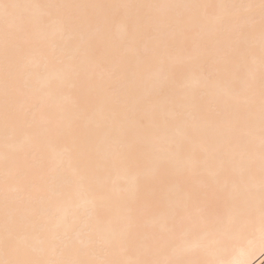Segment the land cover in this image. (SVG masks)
Listing matches in <instances>:
<instances>
[{
  "label": "snow or ice",
  "instance_id": "1",
  "mask_svg": "<svg viewBox=\"0 0 264 264\" xmlns=\"http://www.w3.org/2000/svg\"><path fill=\"white\" fill-rule=\"evenodd\" d=\"M153 8L196 11L188 16L125 11ZM87 9L110 11L96 15ZM117 25L125 34L122 58L138 54L139 82L154 65L169 72L192 63L207 73L193 92L204 87L223 93L212 135L198 122L199 105H192L190 118L183 106L169 110L159 103L169 95L170 76L148 96L126 87L115 103L97 110L105 85L96 71L107 55L100 41ZM175 49L186 61L170 58ZM0 57L4 163L14 168L3 181L0 264H256L257 253L264 257V0L191 5L0 0ZM34 81L43 86L33 87ZM65 95L69 102L58 104L57 97ZM50 156L58 159L54 198L48 197ZM147 164L155 175L143 174ZM101 172L104 183L97 182ZM169 175L181 189L174 204L158 189ZM105 202L117 215L109 214ZM81 203L103 227L82 233ZM64 205L75 210L56 223ZM149 210L159 212L161 224H144Z\"/></svg>",
  "mask_w": 264,
  "mask_h": 264
},
{
  "label": "bare ground",
  "instance_id": "2",
  "mask_svg": "<svg viewBox=\"0 0 264 264\" xmlns=\"http://www.w3.org/2000/svg\"><path fill=\"white\" fill-rule=\"evenodd\" d=\"M33 3H62V4H86V5H109V4H121V5H191V4H232V3H253L259 4L260 0H31ZM74 12H80V9H73ZM89 13H94L96 15H106L109 13V9H87ZM126 12L130 14H136L137 12L143 14H153V15H181L188 16L194 14L196 10L185 9V8H153V9H127ZM258 20V16H257ZM93 33L95 29L91 30ZM125 39L124 30L120 26H114L111 32V36L107 41H100V47L106 50L105 66L96 71L97 80L103 81L105 85V90L101 98V104L97 106V110L104 106V103L113 104L116 102L117 97H119L122 91L127 87L138 96H148L153 93L154 89H157L164 79L171 77V87L169 95L161 99L159 103L167 105L168 109L171 110L173 106L181 107L183 106L187 109L190 118L192 112V105H199L201 111L199 113V123L206 126V132L208 135H212L215 129V122L220 116V106L217 102V97L221 96L223 93L221 90L217 89L215 91L207 89L204 87H199L198 91L193 92L194 88H197L198 84L207 78V73L204 72L197 65L192 63H187L184 68H179L169 72H161L159 67L151 66L144 69L145 82L141 83L137 79L134 73L136 72V64L138 62L137 55H127L122 58L123 53L119 50V45L122 40ZM143 40L145 43L148 41V37L144 36ZM258 43V34H257ZM141 52L144 51V45L140 46ZM172 60L186 61V57L180 49H175L169 53ZM51 75H57L56 72H52ZM33 87H42L43 81L33 82ZM3 60L0 57V205L3 201L4 193V176L6 171L11 174L14 172V168L9 163L6 169L4 163L5 156V143L3 137V126H4V116H3ZM69 97L67 95L57 97L58 104H64L69 102ZM128 110L130 112L135 111V107L132 104L128 105ZM22 140H26L27 137H22ZM12 143H17L13 140ZM103 151L105 154L109 152V146L104 145ZM50 161V172L48 180V197L54 198L55 190L59 187L60 181L54 172V168L58 163V159L55 156L49 157ZM142 172L146 176L155 175V169L150 164L143 167ZM114 178V177H113ZM106 175L101 172L97 176L98 183H104L106 181ZM36 183L39 184V178H36ZM14 187V185H12ZM160 193L168 199L169 204H174L176 199L181 193L179 184L176 181L174 175H169L165 178L158 186ZM148 197L151 196V189L146 191ZM105 209L110 215L115 216L118 210L113 208L111 203L105 202ZM88 209L86 204L81 203L80 207V228L82 233L86 234L89 231L97 230L103 225L97 223L96 219L92 216V213ZM75 208L74 205H64L62 208L58 209L55 214V222L63 224L65 216L71 218ZM123 216L122 212H119ZM0 218H2V211H0ZM143 222L149 228L154 224H161L162 217L156 210H149L145 213L143 217ZM122 227H126V224H121ZM264 257H260L257 253L256 264H260V261Z\"/></svg>",
  "mask_w": 264,
  "mask_h": 264
}]
</instances>
